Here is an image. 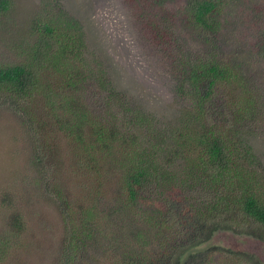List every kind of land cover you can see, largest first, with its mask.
I'll return each mask as SVG.
<instances>
[{"label":"trees","instance_id":"trees-1","mask_svg":"<svg viewBox=\"0 0 264 264\" xmlns=\"http://www.w3.org/2000/svg\"><path fill=\"white\" fill-rule=\"evenodd\" d=\"M124 1L157 52L171 55L174 115L133 102L101 61L86 56L83 25L63 9L34 22L24 61L0 65V110L19 113L31 139L43 133L60 189L68 190L73 181L81 191L89 187L79 205L67 191L62 195L81 215L92 219L109 185H115L112 204L99 212L96 225L118 217L120 231L131 235V245L114 264H192L188 260L204 248L207 263L219 253L235 264H264L245 250L214 242L221 231L264 242V161L249 137L260 108L256 87L242 62L203 58L199 47L195 58L197 52L187 51L177 34V21L185 20L192 29L221 32L223 0H186L178 12L187 19L167 0ZM12 4L0 0V17ZM260 45L264 53V41ZM86 83L104 94L102 101L85 99ZM39 159L35 169L42 172ZM161 232L187 235L174 258L159 251L173 241L161 244ZM65 259L63 264L70 257Z\"/></svg>","mask_w":264,"mask_h":264},{"label":"rangeland","instance_id":"rangeland-1","mask_svg":"<svg viewBox=\"0 0 264 264\" xmlns=\"http://www.w3.org/2000/svg\"><path fill=\"white\" fill-rule=\"evenodd\" d=\"M167 1L176 15L187 19L178 12L186 0ZM223 2L218 14L221 32L218 29L211 33L202 27L192 29L186 20L177 21L179 29H175L182 46L197 52L195 58L199 52L194 48L199 47L203 58L217 55L226 61L243 63L241 67L254 83L260 102L250 122L254 130H250L249 137L264 161V53L260 45L264 41V0ZM59 9L68 10L79 19L88 47L86 56L101 61L133 102H142L170 117L175 114L178 106L168 85L173 79L167 72L171 55L157 52L149 33L143 32L141 21L124 0H13L12 8L0 17V65L24 61L25 50H29L34 40V22ZM215 45L222 46L221 50H216ZM85 85V99L103 100L104 94L98 96L89 87L93 84ZM222 93L219 91L215 98L219 99ZM21 119L9 107L0 110V264H63L67 256L70 257L67 264H114L125 247L131 245V235L122 227L120 231L118 217L105 227L97 229L96 225L101 221L99 212L112 204L109 196L116 193L115 185H109L111 189L102 197L92 219L81 215L79 207L64 201L62 195L67 191V196L79 205L89 187L81 191L80 184L73 181L68 190L60 189L55 182L56 168L50 167L51 150L45 145L43 133L31 139ZM38 156V167L46 168L42 172L35 169ZM184 202L185 206L189 203ZM161 233V244L173 241L159 251L174 258L187 235ZM214 242L245 250L264 263L263 240L249 234L221 231L214 236ZM204 252L206 248L188 262L235 264L219 253L207 263L202 257ZM164 259L169 260V256Z\"/></svg>","mask_w":264,"mask_h":264}]
</instances>
